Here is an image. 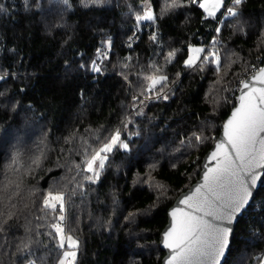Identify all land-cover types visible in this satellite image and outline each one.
Instances as JSON below:
<instances>
[{
  "label": "trees",
  "instance_id": "1",
  "mask_svg": "<svg viewBox=\"0 0 264 264\" xmlns=\"http://www.w3.org/2000/svg\"><path fill=\"white\" fill-rule=\"evenodd\" d=\"M129 2L135 4L136 0ZM160 2L156 0L157 12ZM41 3L47 9V0H41ZM0 4L7 6L9 13H15L0 15V46L4 49L15 47L24 57L22 62H14L6 51L0 53V68L18 75L16 79L9 77L7 82L0 81V92L5 93L0 96V128H21L26 119L29 121L26 162L28 155L36 152L45 133L49 148L42 168L31 176H24L18 205L21 211L18 219L13 221L16 235L22 236L23 226L29 221L36 223L34 217L42 215L39 201L36 207L23 208L28 189L35 186L41 191L46 190L54 178L59 180L66 173L64 167H57L58 160L64 164L65 157H68L66 150L70 145L64 143V138L74 130L84 134L85 129L101 125L111 128L119 122L122 106L129 103L130 97L127 85L118 74V61L131 55L134 58L139 56L141 62L146 63L153 56V45L147 39L152 29L142 26V31L138 33L140 39L132 49L127 47L135 21L128 14L124 0H112L111 4L92 9H84L80 7L79 0H74L73 12L64 18L68 25L66 28L55 27L60 20L57 15L42 13L35 7L25 13L24 0H0ZM185 11L182 9L177 15L160 22L164 52L169 45L181 49L177 55L178 62L167 66L170 80L176 79L177 72L181 73L179 81L173 86L174 95L168 101L149 103L144 109L146 116L134 118L139 124L141 136L133 137V155L118 152L101 184L90 186L86 198L79 195L72 197L69 215L71 226L79 229L76 234L82 242L80 264L162 263L165 254L160 248V235L168 221L167 212L181 192L187 191L199 178L193 171L192 160L199 157L201 164L212 147L209 142L190 155L189 149H183L182 157L180 152L175 151L180 147V139L206 120L213 125L209 134L218 138L235 103L233 98L229 103L216 107V101L222 96L233 97L231 91L225 93L221 89L228 82H231L232 88L238 86V74L243 72V64H256L257 57L264 60V42L260 37V32L264 30V0H247L243 6L244 17L249 22L247 35L234 32L229 26L222 28L219 37L223 45L222 71L219 76L214 65L207 66L203 73L183 69L186 42L209 45L217 26L216 21L201 23L197 10L192 11L191 22L185 24ZM105 36H111L113 49L110 59L101 65L103 74L85 73L76 65H73V71H65V60L83 62L94 59L96 49L101 47V39ZM81 52L85 54L82 58L78 56ZM232 52L237 54L231 57L235 63L230 70L224 69L226 54ZM153 58L163 63L162 56ZM220 76L224 77V81L216 84ZM131 79L135 80V77ZM21 88L25 89L23 93L19 91ZM81 89L84 99L80 96ZM13 99L19 100L25 108L31 104L33 111L18 109L12 112L9 102ZM129 129L135 131L136 125H129ZM61 148L65 152L61 153ZM71 159L78 163L80 158L73 154ZM177 161L178 167L172 168L171 163ZM153 162L158 163V167L151 171L153 182L163 184L168 192L159 200L157 189H150L147 183H133L138 176L143 178L149 173V165ZM4 163L5 160L0 158V179ZM188 175H191V180ZM113 193L119 201L115 211ZM261 200H264V191L256 196L257 204ZM129 213L138 215L126 220ZM262 214L264 210L249 209L239 220L227 257L228 264H240L242 258L247 264H253L251 257L264 250V243L256 242L255 247L245 243L251 239L249 224L258 221ZM109 220L110 226L106 224Z\"/></svg>",
  "mask_w": 264,
  "mask_h": 264
},
{
  "label": "snow or ice",
  "instance_id": "2",
  "mask_svg": "<svg viewBox=\"0 0 264 264\" xmlns=\"http://www.w3.org/2000/svg\"><path fill=\"white\" fill-rule=\"evenodd\" d=\"M246 2L161 0L157 12L156 0H136L135 4L124 0L128 14L135 21L127 47L133 48L140 39L138 33L142 31V26H147L152 29L147 39L153 45V56L146 63H142L139 56L134 58L131 55L118 61V74L127 85L130 97L129 103L122 106L119 122L111 128L101 125L99 128L85 129L84 134L74 130L64 138V143L70 145L66 150L68 157H65L64 164L58 160L57 167H64L66 173L59 180L54 178L46 190L41 191L35 186L28 189L23 208L36 207L39 201V212L42 215L34 217L36 223L29 221L23 226L22 236L16 235L13 221L18 219L21 211L18 205L24 176H31L40 170L47 158V133L41 137L36 152L28 155L26 162L24 156L29 121L26 119L21 128H0V158L5 160L0 179V264H80L82 242L76 234L79 229L71 226L69 215L72 197L79 195L86 198L90 186L101 184L102 177L113 165V157L118 152L126 156L133 155V137L141 136L139 124L134 118L145 117L144 109L149 103L168 101L174 95L173 86L181 76L177 72L176 79H169L167 66L178 62L177 55L181 49L169 45L167 52H164L160 22L177 15L182 9L187 10L184 13L185 24L191 22L193 10L199 11L201 23L216 21L215 36L209 45L186 42L183 69L203 73L207 66L214 65L219 76L222 71L223 45L219 39L222 28L229 26L234 32L247 35L249 22L242 11ZM111 3L112 0H79L80 7L84 9L100 8ZM47 5L45 9L41 0H24V11L29 13L35 7L42 13L57 15L60 20L55 27H68L64 18L73 12L74 0H47ZM14 14L9 13L7 6L0 4V15ZM260 37L261 42H264V30L260 32ZM112 49L111 36H105L101 39V47L96 49L94 59L83 62L65 60V71H73V65H76L82 72L103 74L104 68L101 65L110 59ZM5 51L14 62H22L24 59L15 47L4 49L0 46V53ZM84 55L78 53L81 58ZM236 55L234 52L226 54L224 69H231L235 63L231 57ZM160 56L163 57V63L153 58ZM242 66L243 72L238 74V86L232 88L231 82H228L221 89L225 93L231 91L233 97L224 95L216 101V107H219L233 98L235 100L230 115L222 125V137L217 139L209 134L213 125L210 120H206L180 139V147L175 149L183 157V149H189L190 155L201 146L209 142L212 144L203 164H200L199 157L191 162L193 171L200 179L188 191L181 192L176 205L167 212L169 223L160 237L162 247L168 250L163 264H228L227 255L231 251L238 218L248 213L249 209L264 210V200L256 203V196L264 191V60L257 57L256 64L247 63ZM133 76L135 80L131 79ZM9 77L16 79L18 75L0 68V81L7 82ZM223 81L224 77L220 76L215 83L222 84ZM19 91L23 93L25 89ZM236 92L239 94L235 95ZM3 95L5 93L0 92V96ZM80 96L84 99L83 89ZM9 105L12 112L18 109L33 111L31 104L25 108L19 100L13 99ZM134 124L136 130L131 131L129 125ZM60 152H65V149L61 148ZM73 154L80 158L78 163L71 159ZM178 165L179 161L172 162L170 166L177 168ZM157 167L158 163L153 162L149 165V173L143 178L138 176L133 183H147L150 189H157L159 200L166 197L168 192L163 184L153 182L151 171ZM191 178L188 175V179ZM112 203L115 211L119 203L115 193L112 194ZM136 215L138 213H129L125 219L132 220ZM106 224L110 226L111 221H106ZM249 231L251 239L245 241L246 244L255 247L256 242L264 243V214L258 221L249 224ZM251 260L253 264H264V250L253 255ZM240 264H247V261L242 258Z\"/></svg>",
  "mask_w": 264,
  "mask_h": 264
},
{
  "label": "water",
  "instance_id": "3",
  "mask_svg": "<svg viewBox=\"0 0 264 264\" xmlns=\"http://www.w3.org/2000/svg\"><path fill=\"white\" fill-rule=\"evenodd\" d=\"M238 94H239V93H238ZM238 94H237V95H238ZM230 113H231V112H230ZM229 115H230V114H229ZM227 118H228V117H227ZM221 137H222V130H221V132H220V134H219V137H218L217 139H220ZM210 150H211V149H210ZM210 150H209V151H210ZM209 151H208V152H209ZM208 152H207V153H208ZM205 156H206V155H205ZM204 162H205V157L203 158V161H202L201 164H203ZM199 179H200V176H199L198 180H199ZM198 180H197V181H198ZM197 181H196V182H197ZM196 182H195V183H196ZM195 183H194V184H195ZM194 184H193V185H194ZM187 191H188V190H187ZM185 192H186V191H185ZM176 203H177V199L175 200V202L173 203L172 206L176 205ZM172 206H171V207H172ZM171 207L169 208V210L171 209ZM169 210H168V211H169ZM243 216H244V215H242L241 217L238 218V222H237V224L234 226V227H235V232H236V228H237V225H238V223H239V220H240ZM168 223H169V218H168L167 224H166V226L164 227V229L162 230V232L166 229ZM162 232H161V233H162ZM234 236H235V234H234ZM160 237H161V235H160ZM233 239H234V237H233ZM231 247H232V246H231ZM160 248H161V250H162V251L164 252V254H165L164 257H163V259H162V263H161V264H163V261H164L165 257L168 255V250L164 249V248L162 247L161 243H160ZM229 254H230V253H229ZM229 254L227 255V257L229 256Z\"/></svg>",
  "mask_w": 264,
  "mask_h": 264
}]
</instances>
